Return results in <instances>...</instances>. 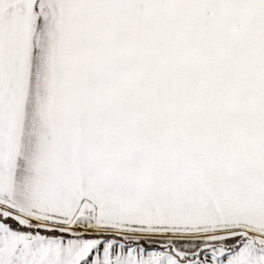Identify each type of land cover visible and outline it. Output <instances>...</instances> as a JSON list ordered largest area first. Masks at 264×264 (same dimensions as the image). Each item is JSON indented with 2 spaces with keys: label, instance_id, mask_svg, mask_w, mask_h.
Instances as JSON below:
<instances>
[{
  "label": "snow or ice",
  "instance_id": "snow-or-ice-1",
  "mask_svg": "<svg viewBox=\"0 0 264 264\" xmlns=\"http://www.w3.org/2000/svg\"><path fill=\"white\" fill-rule=\"evenodd\" d=\"M0 264H264V0H0Z\"/></svg>",
  "mask_w": 264,
  "mask_h": 264
}]
</instances>
